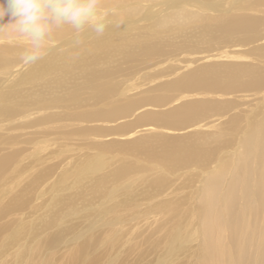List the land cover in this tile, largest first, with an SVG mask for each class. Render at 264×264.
Wrapping results in <instances>:
<instances>
[{
  "label": "rangeland",
  "instance_id": "374dc122",
  "mask_svg": "<svg viewBox=\"0 0 264 264\" xmlns=\"http://www.w3.org/2000/svg\"><path fill=\"white\" fill-rule=\"evenodd\" d=\"M220 1L222 6L218 9L224 10L222 13L210 9L206 5L207 2L185 0L184 6L175 9L184 10L197 17L184 18L181 23L165 21L167 12L162 10L161 6L157 7L160 12L152 19H137L134 24L132 21H126L120 34L122 41L113 42L117 45L122 43L121 46L125 49L122 56L121 53H100L97 46L94 51H87L86 64L82 66L79 75L66 72L63 79H57L52 77L55 72L51 75L45 74L50 78V95L54 101L53 105L45 108L32 97L38 88L46 85L40 74L35 77L36 81L30 79L28 73L34 71L36 63L25 65L21 61V55L30 42L13 34L0 38V47L12 49L8 57L12 55L18 60V63H15V60H9L6 54L0 55V71L3 72V75H0L1 98L9 97L10 91H17L19 97L36 103V107L11 115L6 119L7 123L6 120L0 121V139L6 142H0V159L8 153L21 150L22 154H31L28 159L19 161L20 166L35 161L36 155L41 158L40 161L48 158L46 162L42 161L32 167L29 174H24V184L34 175L41 173V170L45 175L50 173L41 181L39 188L31 192L29 198L25 197L26 201L20 199L23 196L20 187L18 191L17 188L12 192L8 190L6 195L2 193L8 187L0 190V209L6 203L19 199L16 208H11L4 215L0 212V264H73L70 263V255L75 245L85 241L87 237L94 243L77 264H206L201 256L204 234L197 211L201 202L209 200L207 195L202 197L201 194L205 172H214L219 168L221 160L217 162V159L222 154L235 153L239 149L240 139L247 127L244 122H240L237 125L240 132L235 131L231 136L232 131L226 127L230 115L241 108L249 113L251 109L257 108L260 102L259 99L253 100L251 96L242 98L241 94L202 95L189 91H164L160 87L198 66L227 61H205L206 55L213 56L222 51L237 49L247 50L264 41L250 42L241 48L230 45L236 40L233 38L214 43L210 48L204 43L194 45L193 42L199 39L200 27L217 14L246 16L254 19L256 23L263 22L261 19H264V5L256 9L250 7L249 3L241 6L243 0ZM0 5L6 7L7 0H0ZM148 6L143 7L142 14ZM9 22H13L9 15L0 20V24ZM255 29L256 27H252L251 31L250 27L248 33L251 31L252 36L258 35L259 33L253 32ZM107 33L104 35L107 36ZM110 33L112 36L117 32ZM55 44L50 42L46 45V55L58 51L54 47L58 45ZM144 51H149V54H143ZM105 59L109 62L101 64V60ZM104 69L108 72L105 79L96 75L90 80L95 72ZM57 74L62 75L59 72ZM22 75L27 82L21 80V77L25 79ZM28 91L32 92L29 96ZM62 92L67 96L65 99L59 97ZM229 100L239 104L238 109L224 108L222 111L226 110L227 113L206 118L194 123L192 127L176 129L158 123V120L169 121L171 112L186 102L224 103ZM22 108H26L25 104ZM7 126L11 127V130H6ZM154 135L161 136V142L149 139L137 141V146L132 144V141L140 138L142 141L146 136ZM198 135L205 139L201 144L194 139L195 148L203 144L204 147L211 146L224 139L232 138L237 142L234 150L217 151L216 157L208 165L210 167L202 170L203 172L188 168L173 170L174 172L169 174L162 170L164 165L161 161L148 158H154L153 153L157 156L161 149L171 142L180 145L182 142L176 141V138H197ZM143 148V151H138ZM230 159L232 160L217 188L219 194L226 192L230 185L235 163L233 158ZM9 163L1 167L0 178L2 173H7L12 168ZM110 172L118 176L119 180ZM140 174L144 176L143 179H140ZM159 177L166 178L163 193L151 199H142V194L153 191L151 187L144 189L145 182L152 184V181ZM54 181H59L60 185L55 186ZM116 182L120 185L118 192L121 196H114L106 203L92 200V195L96 194V198L98 194L107 197L105 190ZM136 194L139 200L130 201L129 196ZM51 197L53 202H50ZM82 200L83 204L80 205ZM163 203H169L171 210L156 207ZM215 203L216 208H221L219 197ZM156 209L161 210L152 211ZM175 211L186 212L187 220L182 222L172 244L167 245V233L172 227ZM237 214L231 215L232 223L241 218V215ZM53 215L56 216L55 219ZM69 216L77 218L70 219L69 222ZM33 218H44L38 225L39 229L45 223L48 225L53 222L42 229L40 236L34 235V239H44L49 234L65 231L64 239H58L57 243L51 246L44 245L46 249L39 245L38 240L25 243L24 238L28 237L25 233L30 229L27 227L28 221H33ZM113 220H121V224L114 223ZM60 222L62 225H56ZM68 226L70 233L66 231ZM29 234L31 238L32 234ZM73 234L78 238H70ZM39 246L42 250L36 254V248ZM244 247L245 245L239 244V249ZM216 250L218 249L215 248L214 251ZM47 259L49 261L43 263Z\"/></svg>",
  "mask_w": 264,
  "mask_h": 264
},
{
  "label": "bare ground",
  "instance_id": "6f19581e",
  "mask_svg": "<svg viewBox=\"0 0 264 264\" xmlns=\"http://www.w3.org/2000/svg\"><path fill=\"white\" fill-rule=\"evenodd\" d=\"M195 1L207 2L208 4L206 5H208L210 9L219 13L224 12V10L222 11L218 9V7L222 6V1L220 0ZM247 3L250 4V7L257 9L259 6L264 5V0H243V5L241 4V6H245ZM184 4L185 0H160L159 2H155L154 0H101L99 11L102 14L107 13L105 19L108 23V27L103 35H97L90 27H86L79 35H77L75 30L68 24L54 26L46 40V45H49L50 42L56 43L55 45L58 46L54 47L57 48L58 51L50 53L37 61L34 71L28 73L30 79L33 81H36L35 77L40 74L42 80L46 83L45 87L38 88L37 91L34 92L35 96L32 97L44 108L53 105L54 101L52 95H50V78L46 77L45 74L51 75L55 72L52 77H56L57 79H63V75L66 72H75L76 75H79L82 66L86 64L85 57L87 51H94L97 46V51H100V53H121L122 56V53L125 52L124 47L121 46L122 43L121 45H117L113 42L122 41L120 34L125 28L124 23L126 21H132L134 24L137 19H152L158 12H160L157 10V7L160 8V6L162 7V10L167 12L165 15V21L167 22L181 23L184 21V18L188 19L197 17L184 10L175 9V7L184 6ZM146 5L149 6L146 11H144V14H142L143 7ZM245 17L246 16L232 17L217 14L208 23H205L200 27L199 39L197 38V41L193 42L195 43L194 45H197V43H204L206 46L211 47L214 43H222L224 42V39L233 38L236 40L230 45L232 47L236 46V48H241L244 44L264 40V19H261L263 21L262 23H256L254 19ZM150 23L151 22H149V25ZM117 25H119V27H117ZM250 27L251 31L252 27H256L253 32L259 34L252 36L253 34L251 31L248 33ZM106 32H108L107 36L104 35ZM110 32L117 33L110 36ZM10 34V32L0 33V38H7ZM9 53H12L10 47H0V55L6 54L8 57ZM143 54L148 55L149 51H144ZM102 57H106V55H102ZM8 58L9 60H15V63H18V60L13 58L12 55ZM204 59L205 61L215 59H221L222 61L227 59V61L198 66L168 83H163L160 88L164 91H189V93L195 92L196 94L202 95L218 94L226 96L233 94L236 96L237 94H241L242 98L251 96L253 97V100L259 99L260 105H258L257 108L251 109L249 113L241 108L240 111L238 110L236 113L230 115L226 121V127L230 128L232 131L231 136L235 131H238V133L240 132L237 126L240 122H244L247 127L240 139L239 149L235 153L226 152V154H222L217 159V162L221 160L219 168L214 172H205L206 176L204 177L203 184L201 183V194L202 197L207 195L209 200L207 202H201L199 208H197L201 220V228L204 234V240L203 243H201L203 255L201 256L204 258V261H206V264H264V209H262V206L264 205V41L257 46L248 48L247 50L237 49L233 51H222L213 56L206 55L204 56ZM105 60H101V64L109 62V60ZM256 60L257 62H255ZM56 71L62 75H58ZM158 73L159 71H157V74ZM0 75H3V72L0 71ZM96 75L105 79L108 72L105 69L103 71H97L91 76L90 80ZM26 76L27 74H25V77ZM21 80L27 82L26 78L23 79L21 77ZM58 90H61V88H58ZM31 93L32 92L28 91V96ZM1 97L2 93L0 91V98ZM59 97L65 99L67 96L65 97V93L62 92L59 94ZM23 104H25L26 108H22ZM238 105L239 104L233 102V100L225 101L224 103H216L213 101H190L183 103L178 109L172 111L170 114L171 119H169V121L158 120V123L166 124L176 129H185L192 127L194 123L200 122L206 118L208 119L214 115L220 116L227 113L226 110L222 111L224 108L229 110L238 109ZM31 107H36V103L31 102L28 98L19 97L17 91H10L9 97H3L0 99V121H5L7 118H10L11 115L20 113V110L26 111ZM37 107H39V104ZM7 122L8 120H6V123ZM6 130H11V127L7 126ZM198 136L197 138H195V136L185 137L184 139L176 138V141L182 142L180 145L171 142L169 145L164 146L157 156L153 153L154 158L150 156L148 158L161 161L164 165L162 170L169 172V174L180 169L184 170L188 168L202 171L208 169L207 167H210L208 165L216 157L217 151L220 152L219 150L222 149L225 151L234 150L237 142H234L231 138L218 141L211 146L204 147L205 144H203V146L195 148L194 144L196 143V140L194 139H197V143L199 144L205 139L203 136ZM141 139L142 138L132 141V144L136 145L135 143L137 141L143 142L149 139L161 142L162 138L159 135H154L146 136L140 141ZM173 139L174 137L171 138V140ZM188 140L190 141L187 142ZM0 142L6 143L3 142V139H0ZM146 149L147 147L145 150ZM143 150L144 148L139 149L138 151ZM22 153L21 150V152L16 151L15 153H8L1 157L0 169L9 162L11 163L8 165L11 164L12 168L9 172L2 173L0 178V190H5L8 187V189L2 193V195H6L8 190L12 192L17 188L18 191V187H20L22 191L21 194H23L20 199L21 201H26L25 197L29 198L31 192H35L39 188L44 177L46 178L50 173L45 175L41 170V173L34 175L27 184L25 183V186L24 181L26 176L24 177V174H29V170H31L32 167L39 165L42 161L43 163L46 162L48 158L46 157L44 160L40 161L41 158H38V155H36L34 157L35 161H29L27 164L20 166L19 161L22 159H28L31 154L27 155L26 153ZM232 155H234V157H232ZM138 156L140 155L138 154ZM230 158L235 160V163L233 161L234 170L230 176V185L226 192L219 194L217 188L228 168L230 160H232ZM7 159L10 160L5 162ZM110 174H112L115 179L119 180V177L113 174V172H110ZM143 177L144 176L141 175L140 179H143ZM165 180L166 178L159 177L154 179L152 184H150L149 181L145 182L144 189L151 187L153 188V191H149L147 194H142V199L144 197L145 199H151L154 196L163 193L162 188L165 186ZM53 184L58 186L60 185V182L54 181ZM112 184L109 185L107 190H105L107 197L98 194V197L96 198V194L92 195V200H100L101 202L104 201L106 203L107 201L110 202L114 196H121L118 192L120 185H118L117 182L114 185ZM218 197L221 202V208L215 207V202H217ZM129 199L130 201L138 199V195H130ZM53 201L54 199L51 197L50 202ZM83 201L84 200L80 202V205L83 204ZM55 202L57 203V200H55ZM18 204L19 199L12 200L9 203H6L3 207L1 205V214L3 213L4 215L11 208H16ZM121 205H123V203ZM162 205L165 206L163 207ZM156 207L161 208L162 210H167L168 208V210H171L169 203L158 204ZM161 209L152 211H160ZM235 213L241 215V218L235 219V222L232 223L230 217ZM39 214L40 213H38V215ZM174 214L175 216L172 218V227L169 228L167 233V235L169 234L167 236V245L172 244L177 230H180L182 222L187 220L186 212L182 213L177 211ZM54 215L52 216L53 219L56 218ZM73 218L75 219L77 217L69 216L68 221L70 222V219ZM43 219L44 218H37L34 220L33 218V221H28L27 227L30 229H27L25 233L28 237L24 238L22 234L25 243L38 240L39 245L44 246L48 244L51 246L57 243L58 239L60 241L64 239L65 231L60 234H49L44 239H34V235L40 236L43 228L53 224V222L48 225L45 223L40 226L39 229L38 225ZM113 222L121 224V220H113ZM56 225H62V223H56ZM66 231L67 233L71 232L69 226ZM29 233L32 234L31 238H29ZM70 238L77 239L78 237L73 234ZM75 239L73 241H75ZM86 239L75 245L73 253L70 255V263L77 264L82 256L91 248V244L94 242L88 240V237ZM239 244H243L245 247L239 249ZM40 247L41 246L36 248V254L42 250ZM215 248L218 250L214 251ZM44 249H46V246H44ZM47 261H49V259L43 261V263H46ZM196 263L197 262H195V264Z\"/></svg>",
  "mask_w": 264,
  "mask_h": 264
},
{
  "label": "clouds",
  "instance_id": "9594fccd",
  "mask_svg": "<svg viewBox=\"0 0 264 264\" xmlns=\"http://www.w3.org/2000/svg\"><path fill=\"white\" fill-rule=\"evenodd\" d=\"M100 3L101 0H7L6 7L0 5V20L9 15L13 22L0 24V33L10 32L30 42L21 59L31 65L46 55V40L54 26L68 24L77 35L90 27L103 35L108 23L107 13L99 11Z\"/></svg>",
  "mask_w": 264,
  "mask_h": 264
}]
</instances>
